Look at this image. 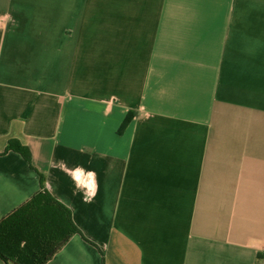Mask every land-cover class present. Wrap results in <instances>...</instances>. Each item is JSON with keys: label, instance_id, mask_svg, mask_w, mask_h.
<instances>
[{"label": "crops", "instance_id": "obj_1", "mask_svg": "<svg viewBox=\"0 0 264 264\" xmlns=\"http://www.w3.org/2000/svg\"><path fill=\"white\" fill-rule=\"evenodd\" d=\"M40 176L46 264H264V0H0V220Z\"/></svg>", "mask_w": 264, "mask_h": 264}, {"label": "trees", "instance_id": "obj_2", "mask_svg": "<svg viewBox=\"0 0 264 264\" xmlns=\"http://www.w3.org/2000/svg\"><path fill=\"white\" fill-rule=\"evenodd\" d=\"M130 120L128 114L120 132ZM7 152L19 154L30 163L29 149L18 140L7 142L4 153ZM77 233L70 212L50 197L40 176L38 193L0 220V260L11 264H46Z\"/></svg>", "mask_w": 264, "mask_h": 264}]
</instances>
